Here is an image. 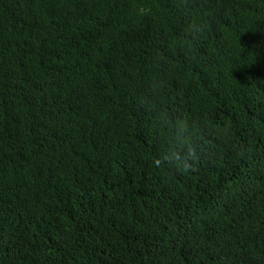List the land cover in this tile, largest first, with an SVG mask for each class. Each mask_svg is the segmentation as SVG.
<instances>
[{
  "label": "trees",
  "instance_id": "trees-1",
  "mask_svg": "<svg viewBox=\"0 0 264 264\" xmlns=\"http://www.w3.org/2000/svg\"><path fill=\"white\" fill-rule=\"evenodd\" d=\"M263 103L264 0H0V264H264Z\"/></svg>",
  "mask_w": 264,
  "mask_h": 264
},
{
  "label": "clouds",
  "instance_id": "clouds-1",
  "mask_svg": "<svg viewBox=\"0 0 264 264\" xmlns=\"http://www.w3.org/2000/svg\"><path fill=\"white\" fill-rule=\"evenodd\" d=\"M253 80V79H252ZM256 118L264 121V103L261 105L260 110L253 113ZM199 146L195 143H185L182 151L174 152L169 157L178 167L189 169L193 166V162L197 157ZM210 152L212 149L209 150ZM159 163V161H157Z\"/></svg>",
  "mask_w": 264,
  "mask_h": 264
}]
</instances>
